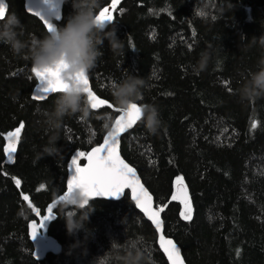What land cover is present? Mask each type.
Segmentation results:
<instances>
[{"label": "trees", "instance_id": "16d2710c", "mask_svg": "<svg viewBox=\"0 0 264 264\" xmlns=\"http://www.w3.org/2000/svg\"><path fill=\"white\" fill-rule=\"evenodd\" d=\"M197 2L121 0L112 8L111 0H101L97 14L104 7L113 12L123 50L113 54L105 39L103 55L88 74L92 90L113 107L92 110L87 120L79 114L66 116L57 156L41 158L50 134L43 114L57 94L34 100L37 79L31 61L0 44V264H94L113 239L123 243L128 236L144 238L154 264H169L156 229L129 192L119 201H93L96 210L87 223L91 235L86 241L84 230L68 234L56 204L48 230L58 249L42 261L34 257L29 235V224L40 220L33 208L46 215L47 206L66 191L72 158L100 145L112 129L97 117L111 113L116 118L111 86L130 73L147 82L140 103L158 105L163 124L152 134L139 122L122 137L121 152L152 193L156 209L164 208L165 235L180 246L187 264H264V98L242 103L238 94L247 71L264 55L251 42L264 35V0H215V21L194 14ZM8 5V13L16 12L23 22L22 39L47 32L27 12L24 0H8ZM73 12V0H67L57 26L66 24ZM204 52L209 60L197 73L193 65ZM21 123L16 162L8 165L3 151L7 133ZM178 176L190 195V221L180 216L183 204L171 200ZM77 240L83 243L70 252Z\"/></svg>", "mask_w": 264, "mask_h": 264}, {"label": "clouds", "instance_id": "9594fccd", "mask_svg": "<svg viewBox=\"0 0 264 264\" xmlns=\"http://www.w3.org/2000/svg\"><path fill=\"white\" fill-rule=\"evenodd\" d=\"M215 0H198L194 14L198 17L215 21L217 16L211 14V7ZM101 0H73V14L63 26H56L54 31H47L42 37L25 35L24 25L16 12H10L0 17V44L7 45L14 56L30 60L33 68L41 71L60 69L59 79L65 87L59 91L53 101L51 109L43 114V124L48 135L47 143L42 146L41 158L57 156L60 149L57 141L61 138L59 130L66 116H79L87 120L92 114V105L86 85L78 79V74L89 73L103 55L102 46L105 39L109 41L113 54H120L123 50V40L117 36L114 21L104 23L97 19ZM219 11H223L220 9ZM111 25V30H108ZM251 42L264 50V35L252 37ZM209 54L204 52L193 65V71L200 72L206 68ZM147 82L140 76L130 73L119 82L111 86L113 102L118 108L127 110L132 104L140 107V119L145 129L152 134L157 133L163 121L160 108L155 103H140ZM239 99L251 102L264 98V55L258 59L253 70H248L244 82L238 90ZM105 129H111L114 117L111 113H104L97 117ZM60 196L59 215L66 221L67 232L70 236L77 235L81 230L86 232L85 241L91 235L87 229L90 216L95 212L93 201L97 197L90 196L80 186H74L70 191L66 189ZM24 212H21L23 215ZM77 240L70 246V252L81 245ZM94 264H154L148 247L142 236H134L121 243L113 239L110 249L95 259Z\"/></svg>", "mask_w": 264, "mask_h": 264}, {"label": "snow or ice", "instance_id": "6c2138e0", "mask_svg": "<svg viewBox=\"0 0 264 264\" xmlns=\"http://www.w3.org/2000/svg\"><path fill=\"white\" fill-rule=\"evenodd\" d=\"M48 0H45L47 3ZM119 0H111V7L115 8ZM8 5L4 0H0V17H3L6 13ZM32 11V8H29ZM122 11V10H121ZM35 15L40 17L47 31H54L56 24L51 22L47 16L43 15L41 11L36 10ZM97 19L104 23H111L114 21L113 12L109 10V7H104L99 11ZM193 35L195 32L193 31ZM188 47L191 49L192 45ZM60 69H47L41 71L36 68H32V72L37 78L43 83V87L34 96L37 101H43L48 97V94L58 93L65 87L64 82L59 79ZM78 79H81L85 85V91L88 93L89 100L92 108L98 109L104 105L109 108L111 104L105 99H101L91 88L89 82V75L78 74ZM231 91V89H229ZM171 95V93H169ZM118 115L114 119V124L111 131L108 132L107 137L104 139L103 144L98 147H94L90 152L80 151L71 160V168L75 169V173L67 182V190H71L74 186H80L90 196L93 197H116L124 192L125 189H131V197L136 203V207L140 208L145 215L155 224L157 230L160 231L159 245L163 252L166 254L170 264H184V259L180 254V249L172 239H166L163 235V221L161 220L160 214L164 211V208L158 207L153 209V198L151 194L141 184L139 177L137 176L136 169L131 167L124 159L121 158L119 153V137L120 134L127 129H130L140 119V107L138 104H132L129 109H116ZM257 122L252 124V128L257 127ZM24 124L21 123L19 127L15 128L14 131L7 133V145L3 148L4 153L7 155V161L13 162V153L16 151V144L19 142L20 134ZM85 158L87 164L81 166L80 160ZM15 185L19 187L21 185L20 179H15ZM43 187V186H41ZM38 191L40 189H37ZM24 201L29 202V207H32L31 201L28 195L22 193ZM64 196H60L59 199L47 206V214L41 215L39 208H33V211L37 216L40 217L39 223L32 222V239H35L38 230L44 226L45 221L53 218V209L56 204H59ZM171 200L180 201L184 209L180 212V216L190 221L192 219V208L190 203V196L188 194L187 186L183 182V177L178 176L176 178V192L171 196ZM239 254V253H237Z\"/></svg>", "mask_w": 264, "mask_h": 264}, {"label": "water", "instance_id": "95a60500", "mask_svg": "<svg viewBox=\"0 0 264 264\" xmlns=\"http://www.w3.org/2000/svg\"><path fill=\"white\" fill-rule=\"evenodd\" d=\"M67 0H48L47 3H45V0H24V3H25V8L27 10V12L35 17H37L42 23L43 21L40 19V17L36 16L35 15V11L38 10V11H41V13L45 16H47V18L56 24V21L60 20L61 17H62V11H63V7H64V4ZM121 1V0H119ZM4 2L8 5V0H4ZM32 8V11H29V8ZM8 9H9V5L6 9V13L5 14H8ZM44 24V23H43ZM57 25V24H56ZM45 26V25H44ZM46 28V26H45ZM47 29V28H46ZM89 75V74H88ZM35 76V74H34ZM36 77V76H35ZM37 85L35 86L34 90H33V93H32V97L34 99V96L40 91V89L43 87V83L40 81L39 78H37ZM89 82H90V78H89ZM90 86H91V83H90ZM92 88V87H91ZM57 94V93H55ZM52 93L48 94V97L43 100V101H46L49 97H51ZM101 98V97H100ZM103 99V98H101ZM35 100V99H34ZM37 101V100H36ZM109 102V101H108ZM109 104H111L109 102ZM112 105V104H111ZM105 107H108L107 105H104L98 109H95V110H100L102 108H105ZM113 107V106H112ZM94 110V109H93ZM140 121H137L134 126L130 129H127L126 131L122 132L120 134V137H119V153H120V156L122 159L125 160L126 163H128L131 167L135 168L133 165H131L122 155V152H121V141H122V137L127 133V132H130L131 130H133L136 125L139 123ZM111 131V130H110ZM108 135V134H107ZM107 135L105 136V138L107 137ZM104 138V139H105ZM20 140H21V134H20V138H19V142L16 144V151L15 153H13V162H5L6 164L8 165H13L15 162H16V158H17V154H18V149H19V143H20ZM104 140L102 141L101 144H103ZM8 143V142H7ZM100 144V145H101ZM7 145V144H6ZM99 146V145H98ZM96 146V147H98ZM5 161H7V155L5 153ZM87 164V160L84 164H82L81 166H85ZM136 169V168H135ZM75 173V169L74 168H70L69 170V175H68V180L71 178V176ZM136 173H137V176L139 177L140 179V182L141 184L144 186V188L151 194L152 198H153V209L155 210L156 207H155V199L152 195V193L149 191V189L147 188V186L144 184L139 172L137 171L136 169ZM67 180V182H68ZM185 184V183H184ZM188 190V189H187ZM126 192H129L130 194V197H131V189H125L124 192L119 196V198H116V197H97L95 200L97 199H105V200H110V201H119L121 200ZM176 192V190H175ZM189 194V192H188ZM190 196V195H189ZM131 200L134 202V204L136 205L135 201L132 199L131 197ZM178 201V200H177ZM180 202V201H179ZM138 208V207H137ZM138 210L140 212L143 213V211L138 208ZM144 214V213H143ZM145 215V214H144ZM145 217L152 223L153 227L156 229L155 227V224L147 217V215H145ZM160 217H161V220L163 221V218L160 214ZM33 222V221H32ZM32 222L29 224V235H30V239H31V242L33 244V247H34V257L37 261H42L45 259V257L49 254V253H52V252H55L57 249H58V242L57 240L49 233V230H48V225L50 223V219L47 221V225L44 227V228H40L37 232V235L35 237V239H32V228H31V224ZM36 222V221H35ZM38 224V222H36ZM157 234H158V243H159V237H160V231L157 230ZM163 235L165 236L166 239H172L175 243L176 241L173 239V238H170V237H167L164 233V221H163ZM177 247H179L180 249V254L181 256L183 257L184 259V264H187L183 254H182V250L180 248V246L176 243ZM162 250V249H161ZM163 252V250H162ZM164 253V252H163ZM165 254V253H164ZM166 256V254H165ZM167 258V256H166ZM168 260V259H167ZM169 264H170V261H168Z\"/></svg>", "mask_w": 264, "mask_h": 264}, {"label": "rangeland", "instance_id": "374dc122", "mask_svg": "<svg viewBox=\"0 0 264 264\" xmlns=\"http://www.w3.org/2000/svg\"><path fill=\"white\" fill-rule=\"evenodd\" d=\"M43 227H44V226H43ZM43 227H42V228H43Z\"/></svg>", "mask_w": 264, "mask_h": 264}]
</instances>
